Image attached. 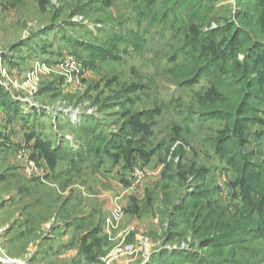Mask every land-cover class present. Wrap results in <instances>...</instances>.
<instances>
[{
	"label": "rangeland",
	"instance_id": "374dc122",
	"mask_svg": "<svg viewBox=\"0 0 264 264\" xmlns=\"http://www.w3.org/2000/svg\"><path fill=\"white\" fill-rule=\"evenodd\" d=\"M227 25L249 38L227 56L263 68L264 0H0V264H264L260 230L221 250L200 243L219 215L241 233L245 198L255 219L263 203L220 144L239 138L264 172V106L235 137L210 115V78L185 83L187 41ZM226 37L201 53L218 55ZM21 151L43 177L25 174ZM136 170L135 187L122 181Z\"/></svg>",
	"mask_w": 264,
	"mask_h": 264
},
{
	"label": "trees",
	"instance_id": "16d2710c",
	"mask_svg": "<svg viewBox=\"0 0 264 264\" xmlns=\"http://www.w3.org/2000/svg\"><path fill=\"white\" fill-rule=\"evenodd\" d=\"M220 34H225L228 42L225 44L222 52L214 57L207 58L201 53L203 42L206 39L216 38ZM240 44L248 45L249 38L235 32L234 27L229 25L219 30L201 31L186 43V47L188 48L187 59L191 64L192 76L190 80L185 82L186 85L193 86L202 76L210 78L212 94L218 98L217 104L213 103L210 106V115L230 124L235 137H237L241 129L258 122L255 117L260 112V108L264 106V91L262 90L264 66L259 71L256 70L252 53L246 55L243 62H238L236 58H229L227 56L232 52L231 49H234V46ZM91 54L94 55L95 60H98L99 54L93 52ZM89 130L90 128H83L81 132L85 133ZM242 143L238 138L237 140L223 141L220 147L224 150L225 155L228 156V163L233 166L236 165L240 170L241 186L246 188L250 194H257L263 203L259 210L258 219H255L252 218V212L256 207V203L249 198L243 200V211L245 212L243 219L247 226L242 227L241 233H236L230 227L221 224L220 215L211 221L210 230L207 228L205 229L206 232L199 231L201 234V246L210 251L221 250L223 243L220 241H224L225 239H231L236 242L251 241L258 237L256 233L259 230L264 232V220L262 217L264 216V172L255 169V167H252L247 162L240 150V147L243 145ZM122 181L130 183L129 178ZM195 197H198L197 194L186 197L180 209L184 211L194 209L195 204L191 202V199ZM250 227L255 228L252 229ZM207 231L210 234H206ZM194 232L196 233V230ZM175 237L174 233H170L166 241H172ZM168 252L164 250L160 251V257H163ZM173 254L178 255V253ZM183 259L184 261L178 256L176 258L168 256L165 261H169L166 264H182V261L184 263L194 262L191 259Z\"/></svg>",
	"mask_w": 264,
	"mask_h": 264
},
{
	"label": "built area",
	"instance_id": "2783aa9c",
	"mask_svg": "<svg viewBox=\"0 0 264 264\" xmlns=\"http://www.w3.org/2000/svg\"><path fill=\"white\" fill-rule=\"evenodd\" d=\"M17 160L19 162H21L22 164L24 163V172L25 174H27L28 176L31 177H38L41 178L44 176V171L43 169L34 164L31 160H29L28 156L26 155V153L24 151L19 152L18 156H17ZM142 176H143V172H139V171H135L130 178V183H131V187H135L140 180H142ZM111 202V211H110V221L111 222H116L118 221L119 217H120V213L122 212V205L120 204L119 198L114 197L113 199L110 200ZM111 226L108 224L106 232H109ZM132 248L129 246L127 248H125L123 250V252H129Z\"/></svg>",
	"mask_w": 264,
	"mask_h": 264
},
{
	"label": "crops",
	"instance_id": "0c3cea01",
	"mask_svg": "<svg viewBox=\"0 0 264 264\" xmlns=\"http://www.w3.org/2000/svg\"><path fill=\"white\" fill-rule=\"evenodd\" d=\"M62 142H64V141H62ZM61 141L59 142V148L61 147V146H63L64 144L62 143ZM79 143V142H78ZM78 143H74V145L75 146H77V145H79ZM81 145V144H80ZM82 146V145H81ZM72 148L74 149L75 147H73L72 146ZM93 164L92 163H90V164H88L87 166H92ZM96 179H98V178H96ZM114 186V185H113Z\"/></svg>",
	"mask_w": 264,
	"mask_h": 264
},
{
	"label": "water",
	"instance_id": "95a60500",
	"mask_svg": "<svg viewBox=\"0 0 264 264\" xmlns=\"http://www.w3.org/2000/svg\"><path fill=\"white\" fill-rule=\"evenodd\" d=\"M17 264H20V263H17Z\"/></svg>",
	"mask_w": 264,
	"mask_h": 264
},
{
	"label": "bare ground",
	"instance_id": "6f19581e",
	"mask_svg": "<svg viewBox=\"0 0 264 264\" xmlns=\"http://www.w3.org/2000/svg\"><path fill=\"white\" fill-rule=\"evenodd\" d=\"M21 264V263H20Z\"/></svg>",
	"mask_w": 264,
	"mask_h": 264
}]
</instances>
